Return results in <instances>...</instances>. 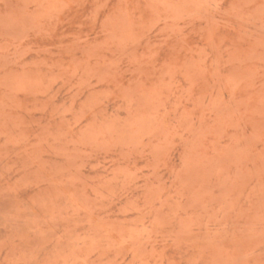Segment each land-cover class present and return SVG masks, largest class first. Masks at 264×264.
Returning <instances> with one entry per match:
<instances>
[{
	"label": "rangeland",
	"instance_id": "1",
	"mask_svg": "<svg viewBox=\"0 0 264 264\" xmlns=\"http://www.w3.org/2000/svg\"><path fill=\"white\" fill-rule=\"evenodd\" d=\"M0 264H264V0H0Z\"/></svg>",
	"mask_w": 264,
	"mask_h": 264
}]
</instances>
